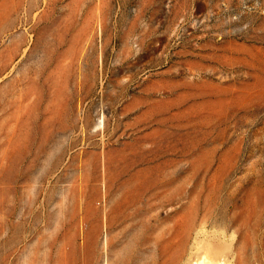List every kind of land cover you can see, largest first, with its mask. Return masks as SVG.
Instances as JSON below:
<instances>
[{
  "label": "rangeland",
  "instance_id": "rangeland-1",
  "mask_svg": "<svg viewBox=\"0 0 264 264\" xmlns=\"http://www.w3.org/2000/svg\"><path fill=\"white\" fill-rule=\"evenodd\" d=\"M198 260L264 264V0H0V264Z\"/></svg>",
  "mask_w": 264,
  "mask_h": 264
},
{
  "label": "bare ground",
  "instance_id": "bare-ground-1",
  "mask_svg": "<svg viewBox=\"0 0 264 264\" xmlns=\"http://www.w3.org/2000/svg\"><path fill=\"white\" fill-rule=\"evenodd\" d=\"M101 125V124H100ZM97 160V159H96ZM98 162V161H97ZM96 162V163H97ZM111 164V163H110ZM98 165H99V163H98ZM132 166H134V164L132 165ZM92 167V166H91ZM96 167V166H95ZM96 169V168H95ZM98 174V173H97ZM98 176V175H97ZM148 193V192H147ZM131 197V199H129V200H132V195L130 196ZM137 197V196H136ZM136 201V200H135ZM134 201V202H135ZM133 202V201H132ZM119 205V204H118ZM139 205V204H138ZM130 208H132V207H130ZM147 208H150V207H147ZM145 209V208H144ZM149 211V210H148ZM151 211V210H150ZM136 213H138V212H136ZM124 214V213H123ZM133 214H135V213H133ZM136 215V214H135ZM108 216V215H107ZM109 220V219H108ZM98 224V223H97ZM150 238V237H149ZM152 241V240H151ZM146 250V249H145ZM147 251V250H146ZM139 254V253H138ZM144 255V254H143ZM139 256V255H138ZM130 258V257H129ZM131 259V258H130ZM138 259V258H137ZM133 260V259H132ZM131 260V261H132ZM135 261V260H134ZM199 262H194V264H204L205 263V261L204 260H198ZM207 261V260H206ZM133 262V261H132ZM209 262V261H208ZM212 262V261H211ZM128 264V263H127ZM192 264V263H191ZM207 264V263H206ZM220 264V263H219ZM222 264V263H221Z\"/></svg>",
  "mask_w": 264,
  "mask_h": 264
}]
</instances>
